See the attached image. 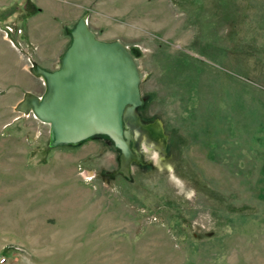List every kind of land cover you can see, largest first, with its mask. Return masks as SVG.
<instances>
[{
	"label": "rangeland",
	"instance_id": "rangeland-1",
	"mask_svg": "<svg viewBox=\"0 0 264 264\" xmlns=\"http://www.w3.org/2000/svg\"><path fill=\"white\" fill-rule=\"evenodd\" d=\"M28 1L0 0L4 264H264V0H45L129 49L141 121L169 136L167 154L144 147L148 165L109 180L108 139L51 149L49 126L15 111L44 91L28 72L37 26L70 42Z\"/></svg>",
	"mask_w": 264,
	"mask_h": 264
},
{
	"label": "water",
	"instance_id": "water-1",
	"mask_svg": "<svg viewBox=\"0 0 264 264\" xmlns=\"http://www.w3.org/2000/svg\"><path fill=\"white\" fill-rule=\"evenodd\" d=\"M65 34L70 42L55 69L45 70L35 63L28 68L43 83V93L25 92L15 111L49 126L51 149L107 138L119 157L118 168L105 178L129 179L132 164H144V147L161 152L157 143L162 139L164 153L168 139L159 119L141 121L138 109L143 99L136 61L120 41L98 39L88 26L87 12Z\"/></svg>",
	"mask_w": 264,
	"mask_h": 264
},
{
	"label": "crops",
	"instance_id": "crops-1",
	"mask_svg": "<svg viewBox=\"0 0 264 264\" xmlns=\"http://www.w3.org/2000/svg\"><path fill=\"white\" fill-rule=\"evenodd\" d=\"M28 2L31 3V2H34V0L33 1L29 0ZM43 3L45 6L48 7L47 10H49V13L51 14V17L54 21L60 20L59 23L63 22L64 33H65V29L69 25V23L72 22L73 20H75V15H72L71 17L66 18L64 16H66V14H68L70 12V10L68 8L66 9V8H64L60 5H56V4H50L49 5L45 0H43ZM31 4H33V3H31ZM49 6L51 9L49 8ZM36 11L40 12V8H37ZM74 13H75V11H74ZM35 14H37V13H35ZM69 14H68V16H69ZM54 23L53 22L52 23H46L45 22L44 24L37 26V29L35 32L40 34L39 37L40 38L42 37L44 40H42L40 38H38L40 40H34L38 44V50L34 54V57H35L34 63L36 65H38L40 68H43L45 70H50V71L55 69V67L58 63V59L62 55V48H64V50H65L66 47L68 46L67 40L64 39L65 37H61V38L59 37L61 35L60 28H59V26H57ZM56 36L61 39V42L59 39V43H58L57 47H52L51 44L49 45V41L51 43L52 39H54V37L56 38ZM65 36H66V34H65ZM38 80L39 79L35 78V81L33 84L34 88L39 87V85H37V84H39ZM26 92H31L35 95H37V93H38L34 89L33 90H26Z\"/></svg>",
	"mask_w": 264,
	"mask_h": 264
},
{
	"label": "bare ground",
	"instance_id": "bare-ground-1",
	"mask_svg": "<svg viewBox=\"0 0 264 264\" xmlns=\"http://www.w3.org/2000/svg\"><path fill=\"white\" fill-rule=\"evenodd\" d=\"M144 136H145V138L147 137L145 134H143V138H144ZM142 138H140V140H141ZM149 141H152V140H150L149 139ZM157 145H159L158 147L160 148V150H161V152L163 151V149H164V141H162V139H161V141H159L158 143H157ZM147 149V151H150L151 150V148L150 149H148V148H146Z\"/></svg>",
	"mask_w": 264,
	"mask_h": 264
},
{
	"label": "flooded vegetation",
	"instance_id": "flooded-vegetation-1",
	"mask_svg": "<svg viewBox=\"0 0 264 264\" xmlns=\"http://www.w3.org/2000/svg\"><path fill=\"white\" fill-rule=\"evenodd\" d=\"M154 122V120L152 121ZM165 130V129H164ZM168 141H169V136H168V139H167V143H166V146H165V151H164V154H167V148H168ZM159 151V150H158ZM160 152V151H159ZM162 153V152H161ZM146 164L148 165V163L146 162ZM146 164L142 165V166H145ZM135 164H132V168ZM118 168V167H117Z\"/></svg>",
	"mask_w": 264,
	"mask_h": 264
},
{
	"label": "built area",
	"instance_id": "built-area-1",
	"mask_svg": "<svg viewBox=\"0 0 264 264\" xmlns=\"http://www.w3.org/2000/svg\"><path fill=\"white\" fill-rule=\"evenodd\" d=\"M9 31H12L10 28H7ZM29 62H32L31 60H29ZM6 261V259L4 257H0V264H4Z\"/></svg>",
	"mask_w": 264,
	"mask_h": 264
},
{
	"label": "trees",
	"instance_id": "trees-1",
	"mask_svg": "<svg viewBox=\"0 0 264 264\" xmlns=\"http://www.w3.org/2000/svg\"><path fill=\"white\" fill-rule=\"evenodd\" d=\"M107 139V138H106Z\"/></svg>",
	"mask_w": 264,
	"mask_h": 264
}]
</instances>
